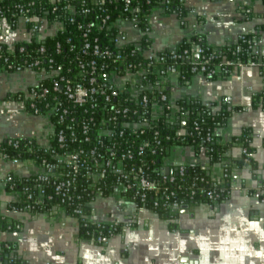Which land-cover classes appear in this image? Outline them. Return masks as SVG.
<instances>
[{
	"label": "built area",
	"instance_id": "obj_1",
	"mask_svg": "<svg viewBox=\"0 0 264 264\" xmlns=\"http://www.w3.org/2000/svg\"><path fill=\"white\" fill-rule=\"evenodd\" d=\"M140 1L53 0L49 19L46 12L35 10L31 2L0 0V77L33 74V81L26 88L10 92L7 99L22 102L35 116L47 117L52 127L48 144H38L54 157L52 161L43 160L39 166L34 159L11 158L0 152V162L6 163L8 170L9 166L25 163H33L39 168L37 173L23 177L31 181L23 191L28 201L35 196L47 195V189H51L63 203L69 204L72 196H81L76 194L80 176L86 178L85 194L90 190L91 194L87 196L95 198L123 196V193L130 192L145 201L149 194L153 195L154 206L158 207L161 196L175 195L174 191L167 193L149 174V163L147 165L144 157H149L148 153L157 154V148L143 137L148 133L156 137L158 120L166 116L167 121H173L174 112L182 110L169 101L165 92L167 79L180 76V64L168 63L166 57L154 53L151 42L142 50V38L147 36L150 40V27L149 19L142 17ZM89 16L93 19L87 21ZM144 22L147 25L142 27ZM66 23L75 29L76 34L71 36L81 42L76 45L74 38H68L67 58L70 61L67 65L47 55L46 46L41 44L48 38L65 34L68 30ZM113 29L116 34L111 38L112 47H103L99 33ZM34 44L37 46L33 47ZM62 48V43L57 42L55 50L58 54ZM251 49L254 59L246 63L224 60L210 67L206 62L194 59L196 55L200 58V49H196L193 57H185L192 63L194 75L201 74L209 79L218 74L227 76L233 67L244 65L258 67L264 75V42L254 38ZM135 52L146 59L144 67L131 62ZM19 57L21 62H18ZM179 58L182 56H173L172 59ZM54 118L62 125L58 129ZM213 137L214 134H209L208 140ZM4 140L17 146L16 138ZM52 140L57 142L58 150L51 145ZM165 168L170 170L162 171V179L173 182L174 177L169 176L171 168ZM179 172L183 174L184 167ZM14 175V171H7L0 175V183L13 189L16 185ZM110 176L114 178L112 183L108 182ZM112 184L115 194L104 195V190ZM219 196L210 192L208 198L218 203ZM95 198L85 205L91 206ZM169 205L175 210L184 206L178 199ZM9 209L23 213L31 212L33 208L26 205ZM74 213L76 216H72L79 225L81 221L102 227L108 225L109 237L121 226L117 220L109 224L94 223L82 206L76 207ZM5 236L6 231H0V237L4 239ZM106 241L107 237L100 235L92 242L102 245ZM2 244L9 248L11 242L1 240L0 249ZM16 257V251L11 250L9 259Z\"/></svg>",
	"mask_w": 264,
	"mask_h": 264
},
{
	"label": "crops",
	"instance_id": "obj_2",
	"mask_svg": "<svg viewBox=\"0 0 264 264\" xmlns=\"http://www.w3.org/2000/svg\"><path fill=\"white\" fill-rule=\"evenodd\" d=\"M187 4L190 14L185 24L174 14L157 10L149 15L154 53L173 52L196 32L205 34L213 47L252 33H259L264 42V30H259L264 26L262 0H188ZM6 75L0 77V141L33 139L47 145L52 131L48 118L35 116L22 102L7 99L10 92L26 88L33 81V74L27 73L26 82L20 79L21 75ZM165 88L173 102L200 101L219 111L227 99L229 108H239L232 111L225 126L215 129L214 137L226 144L244 129H251L259 179L247 170L239 173L224 201L193 206L180 213L174 230L169 221L149 209L138 208L121 195L97 197L91 205L92 221L121 223L120 231L102 245L82 239L78 220L61 207L41 213L11 211L10 203L21 199V194L0 183V216L16 227L6 231L0 241L13 243L18 257L28 264H183V258L197 264H264V200L259 197L260 192L249 193L264 183V108L253 104L255 96L264 93V75L258 67L236 66L227 76L216 79L198 74L182 83L178 76H171ZM241 155L242 150L236 145L226 152L227 160ZM166 160V167L208 163L205 155L196 157L190 146L174 149ZM7 171L23 178L37 173L39 168L25 163L9 166L8 170L1 161L0 175ZM211 173L220 180L222 165L211 167Z\"/></svg>",
	"mask_w": 264,
	"mask_h": 264
},
{
	"label": "trees",
	"instance_id": "obj_3",
	"mask_svg": "<svg viewBox=\"0 0 264 264\" xmlns=\"http://www.w3.org/2000/svg\"><path fill=\"white\" fill-rule=\"evenodd\" d=\"M26 2H31L32 6L39 10V12H46L49 19L52 17L53 0H25ZM136 0H134L135 2ZM212 2H218L220 0H210ZM264 2V0H262ZM188 0H141L140 6L142 7V17L144 20L149 19V15L153 11H161L163 13L174 14L177 18L185 24L187 22V17L190 12V7L187 4ZM93 19L89 16L86 18L87 21ZM147 23H143L142 27H145ZM68 30L65 34H59L54 38H48L44 44L47 48V55L54 56L58 61L69 63L68 38H74L73 43L80 44V40L71 36L76 34L75 29L70 27L69 23H66ZM69 26V27H68ZM260 31L264 30V26L259 28ZM116 29L111 32L106 30L99 33L100 42L103 47L111 46V38L116 34ZM70 33V35H69ZM256 38L261 40L259 33L245 34L242 38H238L235 42L226 43L220 47L210 46L207 42L205 34L202 32H196L191 37L183 40L175 51L173 52H160L159 55L166 57L168 63L178 62L180 64V76L179 80L184 83L192 78L194 75L192 73V63L186 59L185 56L195 55L196 49H200V58L198 62H206L210 67L215 64H221L224 60H232L233 62L242 61L248 62L254 59L252 54L251 42ZM57 42L62 43L61 53H57L55 46ZM150 40L145 36L142 38V50L149 44ZM40 44V45H41ZM37 45L34 44L33 47ZM129 48V47H128ZM30 50H34L30 48ZM134 57H131V62L141 64L142 67L146 64V59L141 53L135 52ZM173 56H182V59L178 60L172 59ZM130 57V56H129ZM18 62H21V58H18ZM47 66V64H46ZM222 77L219 74L214 76L213 79ZM165 92L168 95L169 101H172L171 94L165 88ZM10 97V96H8ZM173 102V101H172ZM173 104L180 106L181 111L174 112V120L167 121L166 116H162L155 128L158 131V135L154 137L151 133L146 134L143 138L151 142L157 148V154H149V157H144L147 165L149 163L148 172L159 181L161 188L167 190V193L174 191V196H161L158 199L159 206L155 207V199L153 195H147L145 201H142L141 197L135 198L130 192L123 193L124 199L126 201L133 202L138 208H146L153 211L157 216L170 222V229H176L174 221L178 218L181 210H175L169 203L178 199L184 206H198L202 204H213L214 201L209 200L208 195L210 192L214 194H220L217 202L224 201L232 190V184L238 179L239 173L247 170L251 173V176L258 180L257 175L258 164L254 158L255 149L252 146L253 132L251 129L246 128L242 131L239 136L232 139L231 142L222 144L217 141L215 137L208 140L209 134H214L215 129L219 126H225L233 110H239V108H229L225 103L222 104L219 111H214L212 105H205L200 101H179L173 102ZM254 106H262L264 108V93L255 96ZM167 112V111H166ZM173 113V112H172ZM57 126H62L58 123V120L54 118L53 120ZM199 128H196V127ZM184 133H182V131ZM17 146L9 143V140L0 141V152L7 154L11 158H20L22 160L34 159L40 166L43 160L52 161L54 157L49 152H46V148L38 145V143L33 139H17ZM51 145L58 150L57 142L51 141ZM233 145L241 148L242 155L239 158L232 160H227L226 152ZM183 146H190L194 149L196 157L205 155L208 160L207 164H202V162L184 164L180 166L170 164L171 173L169 176L174 177V181H164L162 179L163 172L166 166V159L170 156V153L177 148ZM152 161V162H151ZM216 164H221L223 167V176L220 180H215L211 173V167ZM184 167V173L180 174L179 170ZM157 172H154V170ZM111 176L108 179L109 183H112ZM151 179V180H152ZM26 178H19L14 175V182L16 183L13 189H10L9 185L7 187L10 191H17L22 194L21 202L10 203L9 208H24L26 205L30 206V211L33 213L48 212L56 207L63 208L68 215L76 216L74 209L76 207L82 206L83 211L86 215L92 214V207L86 206L87 202H90L96 196H87L91 194L90 190L88 194H85L84 188L86 185V178L80 176L77 180V195L72 196V201L63 203L60 196L55 195L51 189H47L46 194L41 196H35L33 200L28 201L25 194H23L26 185L30 184V180L26 181ZM217 183V185H216ZM259 187L256 189H250V195H256L260 192L259 197L264 200V183L260 182ZM114 185H110L104 190V195H110L114 192ZM83 192H82V191ZM52 195V196H49ZM38 200V201H37ZM14 224L10 223L7 218L0 216V231H11L15 230ZM109 226L106 227L98 226L97 224H85L81 221L80 223V237L85 240L93 241L100 235L102 237L109 238ZM120 231V227L117 230ZM11 250L16 251V247L13 243L10 244L9 248H5L2 244L0 249V262L2 264H28L23 259L16 257L15 259H9V253Z\"/></svg>",
	"mask_w": 264,
	"mask_h": 264
},
{
	"label": "water",
	"instance_id": "obj_4",
	"mask_svg": "<svg viewBox=\"0 0 264 264\" xmlns=\"http://www.w3.org/2000/svg\"><path fill=\"white\" fill-rule=\"evenodd\" d=\"M195 58L198 59V56H196ZM167 90H168V88H167ZM175 165L176 166H180V165H184V164L183 163H176ZM163 169H164L165 172L170 170L169 168H163ZM189 209H190V206H187V205L183 206L182 209H181V213H186V212L189 211ZM182 263L183 264H197L196 262H189L188 259H186V258L182 259Z\"/></svg>",
	"mask_w": 264,
	"mask_h": 264
},
{
	"label": "rangeland",
	"instance_id": "obj_5",
	"mask_svg": "<svg viewBox=\"0 0 264 264\" xmlns=\"http://www.w3.org/2000/svg\"><path fill=\"white\" fill-rule=\"evenodd\" d=\"M20 79L23 80L24 82H26L29 78L27 76L26 73H23L21 76H20Z\"/></svg>",
	"mask_w": 264,
	"mask_h": 264
}]
</instances>
